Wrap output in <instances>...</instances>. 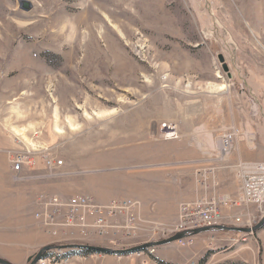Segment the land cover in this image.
<instances>
[{"label":"rangeland","instance_id":"rangeland-1","mask_svg":"<svg viewBox=\"0 0 264 264\" xmlns=\"http://www.w3.org/2000/svg\"><path fill=\"white\" fill-rule=\"evenodd\" d=\"M93 16L104 20L103 31ZM59 29L64 34L55 44L45 39ZM0 52V149L7 158L28 150L62 161L53 177L37 160L25 180H13L15 211L39 227L44 241L28 234L9 245L0 238V259L17 264L15 253L24 248L19 264H28L52 246L36 264H232L217 263L230 248L234 264H264V226L249 234L206 232L151 253L105 255L55 248L110 247L99 237L62 241L32 219L42 192L98 203L135 199L152 223L142 225L139 239L110 249L172 236L181 204L217 191L212 183L227 164L220 140L232 134L220 126L229 124L234 93L264 96V0H0ZM240 62L248 63L241 64L247 78ZM164 125L174 126L178 138L166 140ZM198 146L212 163L198 164ZM150 167H166L169 175L141 172ZM205 168L214 176L203 186L197 172ZM151 182L158 185L150 191Z\"/></svg>","mask_w":264,"mask_h":264},{"label":"built area","instance_id":"built-area-1","mask_svg":"<svg viewBox=\"0 0 264 264\" xmlns=\"http://www.w3.org/2000/svg\"><path fill=\"white\" fill-rule=\"evenodd\" d=\"M166 140L178 138L174 126L164 125ZM233 135L224 134L221 150L228 156L232 150ZM38 151L9 152L8 162L15 181L25 180L24 172L33 170L37 160L42 163L45 177L57 175L62 161ZM204 185L214 176L212 168L197 172ZM239 190L234 195L216 194L210 199L184 203L179 207L172 233H181L205 227L222 226L250 228L264 218V162L241 163L238 173ZM214 189L217 183L213 182ZM33 218L43 231L62 241L79 242L92 237L103 239L111 247H123L124 242L139 239L148 222L142 217V203L135 199L98 203L90 197L75 195L64 198L42 192L34 204ZM231 214L225 219L224 212ZM73 236V238H71ZM188 239L178 241L187 245ZM150 253L153 250H147Z\"/></svg>","mask_w":264,"mask_h":264},{"label":"crops","instance_id":"crops-1","mask_svg":"<svg viewBox=\"0 0 264 264\" xmlns=\"http://www.w3.org/2000/svg\"><path fill=\"white\" fill-rule=\"evenodd\" d=\"M241 64L247 65V62H240ZM233 67V66H232ZM239 65L234 64V69H237ZM244 67L245 72L241 73L245 75L247 78L248 73H250L249 68ZM235 72V70H234ZM255 74L263 75V71H255ZM252 73V74H254ZM234 87L237 88L236 85L239 83V78L237 73L234 75ZM261 80L260 78H257ZM247 80V79H246ZM250 94L235 92L234 93V101L230 103V113H229V124L225 126H220V129L224 130V128H228V132L233 134V143L232 150L227 156L226 163L224 167L219 168V175L217 176V191H214L211 195L204 196V200L210 199L216 194H229L234 195L239 190V181H238V173L239 166L241 163H249V162H264V100L263 95L257 92H252ZM256 97V98H253ZM198 157L197 162L199 165H205L206 163H212L213 160H207L205 156V150L201 147H197ZM9 153V152H8ZM204 157V158H203ZM8 158L6 152L0 149V238H4L2 243L14 245L19 243V239L24 238L27 239L28 234H35V239L37 243H42L43 238L39 234V227H35L33 222L28 223L27 218L20 216L19 212L15 211L14 207V197H15V186L13 184V173L10 168V164H7ZM154 160H151L149 163L152 165ZM205 163V164H204ZM214 164V163H213ZM220 165V164H218ZM223 168V169H222ZM143 171L154 172L157 176L164 174L165 176L169 175L166 172V167L162 168H152L143 169ZM142 184H147V180L143 177H140ZM146 181V182H145ZM208 183V182H207ZM149 186L152 188L157 187V182L149 183ZM19 195V192H16ZM199 196H197L198 198ZM148 207H146V210ZM150 211L154 212L157 215V210L155 205L150 207ZM231 214L229 211L224 212L225 219ZM34 220V218L32 217ZM31 221V219H29ZM35 224L37 222L34 220ZM179 244L178 242H174ZM171 244L164 245V247H169ZM162 247V246H161ZM170 248H167V251ZM230 249V248H229ZM229 249H225V253L223 256H219L220 260L217 263H225L229 261L230 263H235L237 261V255H231ZM228 252V253H227ZM12 254V251H11ZM15 259L22 262L24 258H26V251L24 248L18 253H15ZM171 258V256H169ZM5 260H9V257L4 256ZM242 260V258H240ZM15 262V261H14ZM17 263V264H19Z\"/></svg>","mask_w":264,"mask_h":264},{"label":"water","instance_id":"water-1","mask_svg":"<svg viewBox=\"0 0 264 264\" xmlns=\"http://www.w3.org/2000/svg\"><path fill=\"white\" fill-rule=\"evenodd\" d=\"M20 7L23 11H28L31 8V5L27 2L20 1ZM264 226V218L258 222L255 226L251 228H244V227H233V226H213V227H205L200 229H194L190 231H185L181 233H176L170 236L169 238L157 241V242H150L145 243L127 250L119 251V250H113L110 248H96L91 246H85V245H67V246H60L55 247L59 249H69V250H84L86 252H94L96 254H105V255H124V254H131V253H139L143 252L145 250L156 248L164 245H168L174 242H178L180 240L190 238L193 236H198L202 233L211 232V231H218V232H237L241 234H249L253 233L259 229H261ZM54 247L47 246L44 247L42 250H40L34 257L28 258L27 262L28 264H36L42 259V256L45 252L53 250ZM0 264H10L7 261L0 259Z\"/></svg>","mask_w":264,"mask_h":264},{"label":"bare ground","instance_id":"bare-ground-1","mask_svg":"<svg viewBox=\"0 0 264 264\" xmlns=\"http://www.w3.org/2000/svg\"><path fill=\"white\" fill-rule=\"evenodd\" d=\"M92 20L93 21H96V22H98L100 25H101V30L103 31V26H102V24H104V20L103 19H100V18H97V19H94V16L92 17ZM97 23V24H98ZM92 24V23H91ZM85 25V28L86 29H88L89 30V25H88V23H85L84 24ZM94 26V25H93ZM63 29H59L58 30V32H50L48 35H47V37L45 38L46 40H48V42H50L51 44H55L56 42H57V40L58 39H60V38H62L63 37ZM96 36V35H95ZM94 36V37H95ZM103 39V35H102V33H100V37L99 36H96V38H95V47L96 48H98V46H97V42H98V40H102ZM59 43V42H58ZM27 49V48H26ZM99 49V48H98ZM98 52H100V51H98ZM1 53V52H0ZM25 58H26V56H25ZM23 64H25V63H23ZM15 67V66H14ZM12 69V68H11ZM57 132H61V130L60 129H57ZM221 154H222V156L223 157H225V156H227L226 155V152L224 153L222 150H221Z\"/></svg>","mask_w":264,"mask_h":264},{"label":"trees","instance_id":"trees-1","mask_svg":"<svg viewBox=\"0 0 264 264\" xmlns=\"http://www.w3.org/2000/svg\"><path fill=\"white\" fill-rule=\"evenodd\" d=\"M232 264H234V263H232Z\"/></svg>","mask_w":264,"mask_h":264}]
</instances>
